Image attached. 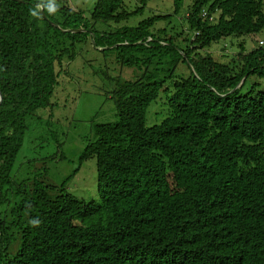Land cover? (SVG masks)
I'll list each match as a JSON object with an SVG mask.
<instances>
[{
	"label": "trees",
	"instance_id": "trees-1",
	"mask_svg": "<svg viewBox=\"0 0 264 264\" xmlns=\"http://www.w3.org/2000/svg\"><path fill=\"white\" fill-rule=\"evenodd\" d=\"M56 1L43 17L35 2L0 0V264H264V89L245 90L251 76L264 77V45L245 54L241 41L227 63L198 55L264 29V0H192L183 48L180 33L154 29L170 15L108 30L149 0L135 11L97 0L86 18ZM182 6L173 0V13ZM79 43L108 47L126 67H148L156 55L173 65L112 91L117 120L97 125L80 156L96 160V206L64 184L55 193L40 174L12 176L28 120L51 105L57 68ZM181 61L188 76L173 75ZM161 92H171L168 114L147 126Z\"/></svg>",
	"mask_w": 264,
	"mask_h": 264
},
{
	"label": "rangeland",
	"instance_id": "rangeland-1",
	"mask_svg": "<svg viewBox=\"0 0 264 264\" xmlns=\"http://www.w3.org/2000/svg\"><path fill=\"white\" fill-rule=\"evenodd\" d=\"M13 1L20 4L35 2L43 15V7L49 12L48 4L60 5L56 0ZM96 1L66 0V4L71 10L83 11L86 18L89 17ZM191 2L192 0H183L180 11L174 14L173 0H149L146 7L134 13L127 21L108 24V30L123 25L135 26L152 16L170 15L158 19L154 29H166L167 35L180 33L174 43L183 48L187 45L184 38H193L185 19ZM124 5L126 10L135 11L140 4L137 0H124ZM216 16L215 14L214 17ZM213 19L212 17L211 20ZM99 29L104 30L102 26H99ZM241 41L244 43V53H249L258 45H264V29L254 35L223 38L212 43L210 47L199 50L198 55L209 53L214 59L227 63L233 57L237 58V53L241 50L238 44ZM75 53L72 60L64 59L61 67L57 68L59 73L57 85L50 97L51 105L36 111L34 115L37 117L28 120V129L12 176L17 180H26L40 174L45 184L57 187L55 193H58L64 184V191L76 198L92 201L96 206L99 203L96 160L94 157L80 160V156L88 142L94 139V128L97 125L114 123L117 120L114 100L111 98L112 91L117 87V82L133 80L145 72L154 73L158 77L169 75L173 65L167 57L156 55L148 67L122 66L116 59L115 51L106 46L95 48L89 43L77 44ZM188 74L190 68L182 61L173 72V75L184 77ZM253 84H256L257 90L264 89V77L251 76L247 80L245 90ZM170 94L171 92H161L150 105L146 115L147 126L159 123L167 116Z\"/></svg>",
	"mask_w": 264,
	"mask_h": 264
},
{
	"label": "clouds",
	"instance_id": "clouds-1",
	"mask_svg": "<svg viewBox=\"0 0 264 264\" xmlns=\"http://www.w3.org/2000/svg\"><path fill=\"white\" fill-rule=\"evenodd\" d=\"M47 8H48V11L50 12V13H55L56 12V6L54 5V4H48L47 5ZM37 11H32V13H31V15H33V16H37Z\"/></svg>",
	"mask_w": 264,
	"mask_h": 264
},
{
	"label": "water",
	"instance_id": "water-1",
	"mask_svg": "<svg viewBox=\"0 0 264 264\" xmlns=\"http://www.w3.org/2000/svg\"><path fill=\"white\" fill-rule=\"evenodd\" d=\"M41 14H42L43 17H45L42 12H41ZM69 31H71V32H80L81 30L80 29H77V30L76 29L75 30L70 29Z\"/></svg>",
	"mask_w": 264,
	"mask_h": 264
},
{
	"label": "built area",
	"instance_id": "built-area-1",
	"mask_svg": "<svg viewBox=\"0 0 264 264\" xmlns=\"http://www.w3.org/2000/svg\"><path fill=\"white\" fill-rule=\"evenodd\" d=\"M203 14H205V12Z\"/></svg>",
	"mask_w": 264,
	"mask_h": 264
}]
</instances>
